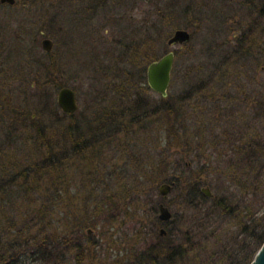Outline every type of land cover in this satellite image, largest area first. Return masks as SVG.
Masks as SVG:
<instances>
[{
  "label": "trees",
  "instance_id": "trees-1",
  "mask_svg": "<svg viewBox=\"0 0 264 264\" xmlns=\"http://www.w3.org/2000/svg\"><path fill=\"white\" fill-rule=\"evenodd\" d=\"M146 3L150 0H140V8ZM233 3L241 17L219 33L236 36L207 38L198 48L191 37L181 44L179 56L193 63L175 62L169 88L178 93L158 101L141 93L149 90L146 64L157 58L154 49L175 18L159 7L135 24L118 15L129 26L119 27L121 39L92 65L80 110H59L48 90L52 80L39 76L38 65L30 83L19 79L18 89L0 88V264H23L26 251L35 256L32 264H123L106 263L107 255L96 251H126L114 239L119 227L114 226L127 216L131 199L121 182L125 177L133 179L135 191L139 180L150 182L153 198L160 183L171 184L174 192L171 202L158 192L150 200L149 243L125 264H249L264 241V0ZM8 24L0 20V42L12 49L21 36L18 30L9 35ZM134 36L137 40L125 42ZM8 53L4 63H10ZM51 85L55 93L66 86ZM209 115L211 127L192 121ZM157 122L166 145L178 149V162H167L159 152L150 171L115 176L102 158L103 147L127 148L136 164L132 151ZM195 162H202L197 170L187 167ZM204 186L212 197L200 191ZM158 200L167 208L180 205L185 214L161 222L155 215ZM162 227L165 235L158 234ZM12 251H21L22 259Z\"/></svg>",
  "mask_w": 264,
  "mask_h": 264
},
{
  "label": "rangeland",
  "instance_id": "rangeland-1",
  "mask_svg": "<svg viewBox=\"0 0 264 264\" xmlns=\"http://www.w3.org/2000/svg\"><path fill=\"white\" fill-rule=\"evenodd\" d=\"M234 1L150 0V5L146 3L141 8L140 0H15V7H9L5 3L0 4V20L8 21L7 28L8 31H11L9 35H12L14 30H18L21 36L17 44L12 46V49L8 41L2 45L0 42V88H19L20 81H17L19 79L30 83L33 80V71L38 65L39 76L47 78L48 82H50V76L52 82L48 85V90L54 92V97L55 89L51 85L54 84V81H60L78 92L79 95L74 93L77 103L76 110L78 111L84 103L85 97L83 93L86 91L87 82L91 76L92 65L96 67L98 63L103 61L108 47L112 48L114 40L121 39L119 27L126 28V25L129 24V22L126 23L125 21L120 22L117 18L119 14L127 19L131 18L128 20L135 24L136 21H140L145 11L152 14L155 12L156 7L171 11L175 18L170 22L168 35H166L163 42L156 46L154 52L158 58L167 51H173V68L175 62L177 64L176 67L182 61L193 62L191 58L187 60L185 56H179L185 46L179 44L166 45L165 41L171 32L177 28L187 30L191 35L189 43L197 48L199 47L198 42L207 38L212 39L216 36L217 39H223L227 35L232 38L236 36L235 32L224 34L219 33V31L223 32L228 26L233 28L234 21L241 17L240 12L234 10ZM155 2H159V4L155 6ZM183 9H186L184 13ZM247 21L248 19H245L244 23L247 24ZM185 25H192L194 29H187L183 27ZM42 35L49 38L52 42L48 52L43 51L40 47ZM1 36L3 34H0V40L2 39ZM126 39L125 42L127 43L137 40L135 36L134 38L127 37ZM204 43L209 44L207 42ZM7 52H9L8 61L10 63H4L6 60H3ZM50 58L54 61L53 67L50 65ZM28 65L32 66L33 69L31 71L27 67ZM45 70L49 72V75H46ZM11 77L14 81H9ZM178 90L179 88L170 89L168 86L167 93L176 94ZM239 93L241 94V92ZM141 95L156 101L161 97L150 89L143 91ZM27 110L30 109L27 108ZM30 115L34 116L32 108ZM241 120H244V115ZM192 121H195L197 126L201 123L212 126L210 115L208 117L200 116L199 119H192ZM189 122L186 120V123L190 125ZM165 136L164 130L160 127V122L152 126L151 131L147 129L146 133L141 134L140 137H143L144 144H138L136 150L132 151L138 160L136 164L131 163L132 161L135 162V159L132 155L131 157L129 156L127 148H118L113 143L110 146L105 145L103 147L101 150L102 158L115 176L121 174L124 177L125 173L136 176L138 173L140 174V171L147 172L150 171L149 168L155 167L159 161V155H154L155 153H165L167 162L174 161V159L178 160L180 157H178V149L167 146L164 141ZM138 153L141 154L138 155ZM148 153L152 154V156L145 157L144 154ZM204 153L202 152L201 155ZM215 160L217 159L214 158L213 161ZM200 161L202 160L200 159ZM201 163L199 162V165ZM199 165L195 162L194 164H187V167L190 166L189 168L197 170ZM125 178L121 182L123 181L126 188L130 189L129 197L131 199L126 200L129 204L127 216L119 217L114 226L115 228L119 226L114 239L117 243V248H123L126 251H104L106 254L102 251H96L97 254L101 253V257L107 255L106 263L119 259L125 264L132 257L139 255L150 240L149 232L147 231L150 224L149 205L150 200L157 198L159 194L157 195L156 191L155 198L150 196V182H145V180H139L142 183L135 184L139 189V191H135L133 179ZM173 197L174 192H168L165 201L171 202ZM168 209L171 214H185V210L180 205L171 203V207L169 206ZM155 215L157 216V212ZM170 220L168 219L167 222ZM162 229L164 230L163 227ZM87 234L97 237L96 231L91 230ZM5 253L8 256V251H5ZM12 253L17 256L15 257L16 260L18 257V259H22V255H24L21 251H12ZM25 254L27 256L23 258V264H32L30 260L35 259V256L29 255V251H26ZM12 264L14 263L12 262Z\"/></svg>",
  "mask_w": 264,
  "mask_h": 264
},
{
  "label": "water",
  "instance_id": "water-1",
  "mask_svg": "<svg viewBox=\"0 0 264 264\" xmlns=\"http://www.w3.org/2000/svg\"><path fill=\"white\" fill-rule=\"evenodd\" d=\"M14 1L15 0H0V3L12 5ZM189 38L190 33L187 30L177 28L171 32L165 43L167 46H171L173 44L181 45L187 42ZM51 44V40L47 37H43L40 40V47L46 52L50 50ZM173 54V51H167L158 58L148 62L145 67V82L147 87L161 97H165L167 94L173 64ZM55 103L59 110L63 113H73L77 109L74 91L68 86H61L56 90ZM170 189L171 184L160 183L157 187V192L162 199H165ZM200 191L206 197H212V193L207 186L201 187ZM170 216L171 213L168 208L162 202L158 203L157 219L161 222H166ZM90 232V229H86V233ZM163 233L164 230L159 228V234L161 235ZM249 264H264V241L254 253Z\"/></svg>",
  "mask_w": 264,
  "mask_h": 264
},
{
  "label": "flooded vegetation",
  "instance_id": "flooded-vegetation-1",
  "mask_svg": "<svg viewBox=\"0 0 264 264\" xmlns=\"http://www.w3.org/2000/svg\"><path fill=\"white\" fill-rule=\"evenodd\" d=\"M43 36V35H42ZM159 232V231H158ZM159 234V233H158ZM164 234V233H163ZM160 235V234H159ZM162 235V234H161Z\"/></svg>",
  "mask_w": 264,
  "mask_h": 264
}]
</instances>
